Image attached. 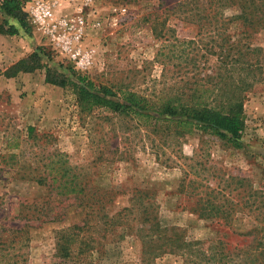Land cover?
Segmentation results:
<instances>
[{"label": "rangeland", "instance_id": "rangeland-1", "mask_svg": "<svg viewBox=\"0 0 264 264\" xmlns=\"http://www.w3.org/2000/svg\"><path fill=\"white\" fill-rule=\"evenodd\" d=\"M22 1L30 19L37 1L52 5L56 31L31 19V36L0 35V264H191L150 246L178 235L198 254L218 238L240 244L232 231L264 227V81L246 94L237 149L202 132L169 137L104 110L84 114L72 89L46 83L45 69H12L41 48L45 66L156 100L205 83L225 34H198L175 12L179 0ZM253 40L264 48V33ZM56 154L106 202L102 216L31 180ZM206 208L229 212V225L202 218Z\"/></svg>", "mask_w": 264, "mask_h": 264}, {"label": "trees", "instance_id": "trees-1", "mask_svg": "<svg viewBox=\"0 0 264 264\" xmlns=\"http://www.w3.org/2000/svg\"><path fill=\"white\" fill-rule=\"evenodd\" d=\"M174 10L183 19L197 23L200 27L198 34L213 33L218 38L225 34L216 46H212L217 63L208 74V79L186 94L151 100L130 90L97 88L73 69L68 75L60 68L41 64L42 57L47 56L41 48L12 69L16 72L45 69L46 83L72 89L84 114L104 110L113 117L128 120L135 129L146 130L147 133L162 132L169 137H185L202 132L240 149L246 128V94L255 83L264 81V48L253 40L264 33V0H179ZM0 11L3 14L0 35L16 36L21 34V30L32 35L31 19L22 0H3ZM229 24L236 25L234 33L228 31ZM172 46H166L172 55L170 58L175 56ZM30 62L32 65L27 66ZM56 155L44 165L46 174L34 176L31 180L47 185L53 197L73 199L78 206L89 208L92 215L96 213L94 217L102 216L106 202L95 192L91 196L87 192L89 188L82 183L67 159ZM200 216L204 219L217 218L226 226L231 220L230 213L223 209L206 208ZM106 217L109 218L108 215ZM161 232L157 236L162 235ZM232 235L240 239V244L232 246L223 238H218L216 243L198 254L190 250V242L183 241L178 235L164 238L161 244L160 240L156 241L150 247L153 253L159 250L161 253L182 251V255L192 257L191 264H264V227L232 231Z\"/></svg>", "mask_w": 264, "mask_h": 264}, {"label": "built area", "instance_id": "built-area-1", "mask_svg": "<svg viewBox=\"0 0 264 264\" xmlns=\"http://www.w3.org/2000/svg\"><path fill=\"white\" fill-rule=\"evenodd\" d=\"M31 19L36 25H39L43 29H46L50 34L55 33L54 26L51 28L52 25H54V12L53 7L49 3L43 2V1H37L31 9ZM83 24V21H81ZM57 42L61 43L65 37L64 36H55ZM78 56V54H76ZM79 60V66L84 67L87 64V57H84V54H81L77 57Z\"/></svg>", "mask_w": 264, "mask_h": 264}]
</instances>
